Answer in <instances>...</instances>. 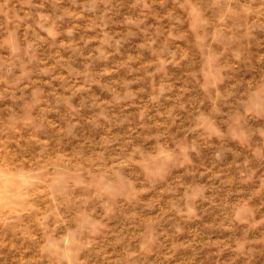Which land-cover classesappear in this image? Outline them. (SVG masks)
<instances>
[{
  "label": "rangeland",
  "instance_id": "1",
  "mask_svg": "<svg viewBox=\"0 0 264 264\" xmlns=\"http://www.w3.org/2000/svg\"><path fill=\"white\" fill-rule=\"evenodd\" d=\"M0 264H264V0H0Z\"/></svg>",
  "mask_w": 264,
  "mask_h": 264
}]
</instances>
